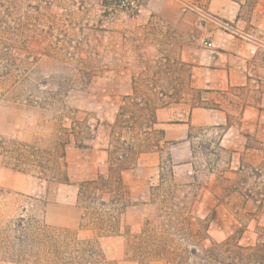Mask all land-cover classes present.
<instances>
[{
  "label": "rangeland",
  "instance_id": "374dc122",
  "mask_svg": "<svg viewBox=\"0 0 264 264\" xmlns=\"http://www.w3.org/2000/svg\"><path fill=\"white\" fill-rule=\"evenodd\" d=\"M113 1L0 0V230L19 217H33L59 233L75 234L77 240H96L107 264H169L165 258L137 261L127 255L126 237L164 221L158 218L150 187L159 179L164 188L171 187L170 147L162 145L123 172L146 167L147 192L123 209L114 235L98 237L95 226L98 213L116 214L112 196L98 187L94 197L79 200L78 191L80 183L108 176V153L101 162L92 151L103 145L108 149L110 127L121 106L128 120L180 104L182 114L197 106L221 109L214 114L226 115L227 123L189 127L185 145L191 146L194 179L185 187L187 179L172 177L168 197L207 221L212 241L253 246L264 228V202L251 193L247 197L248 186L234 191L231 185L250 169L264 166V0L198 2L205 16L228 28L221 29V37L228 33L247 49L239 64L242 84L211 93L190 87L189 68L177 59L179 37L159 13L161 0H140L137 10H109ZM140 13L150 16L142 34L128 29L124 40L113 33L114 21ZM188 37L198 40L202 33L189 32ZM125 91L129 94L123 95ZM125 97L137 98L140 106L132 107ZM144 103L149 104L146 109ZM245 108L250 113L244 118ZM127 126L124 140L133 133L138 140L144 137V127ZM3 142L37 150L50 160L49 168H12L1 155ZM66 179L70 184H63ZM126 208L131 212L125 213ZM0 264L35 263H10L0 256Z\"/></svg>",
  "mask_w": 264,
  "mask_h": 264
},
{
  "label": "trees",
  "instance_id": "16d2710c",
  "mask_svg": "<svg viewBox=\"0 0 264 264\" xmlns=\"http://www.w3.org/2000/svg\"><path fill=\"white\" fill-rule=\"evenodd\" d=\"M135 97H125L124 101H131L132 107L140 106ZM145 109L149 104L144 103ZM163 107V106H162ZM153 109L149 117L143 114L138 118L133 116L128 120L124 114V107L119 108L113 125L110 127L109 145L107 149L108 176H99L96 180L79 184L78 198L94 197L96 191L102 187L117 204L113 213H98L95 217L98 237L115 234L119 229V215L130 204L127 187L123 184L121 174L123 171L136 165L141 156L152 154L160 150L162 145L170 147L172 144L165 140L164 130L155 119ZM141 113L144 110H139ZM124 124L130 129L133 124L144 127L143 138H137L133 133L126 141L122 138ZM85 127V126H84ZM89 128V127H88ZM90 129V128H89ZM191 137L188 134V139ZM155 139V141H153ZM113 142V145H112ZM155 150V151H154ZM1 155L5 163L17 170L39 168L47 170L50 160L37 150L25 144L15 142L1 143ZM169 157V154H168ZM169 159V183L171 187H163V180L150 187V198L158 202V218H163L156 227L145 225L138 234L126 237V253L137 261L150 258H165L169 264H264V228H261L253 246L243 247L238 242L226 241L216 243L208 236V222L191 215L185 206L174 203L171 197L172 168ZM264 167V166H263ZM250 169V173L234 181V191L237 187L249 195H257L264 202V168ZM160 169V167H159ZM242 171V169H240ZM167 181V179H166ZM63 184H70L69 180ZM99 187V188H98ZM251 193V194H250ZM160 198V199H159ZM103 205V204H102ZM104 206V205H103ZM195 223L196 229H192ZM209 246H205V243ZM0 256L10 263L35 264H107L105 257L95 241H80L72 236L59 233L46 225L41 224L33 217H19L0 230Z\"/></svg>",
  "mask_w": 264,
  "mask_h": 264
},
{
  "label": "crops",
  "instance_id": "0c3cea01",
  "mask_svg": "<svg viewBox=\"0 0 264 264\" xmlns=\"http://www.w3.org/2000/svg\"><path fill=\"white\" fill-rule=\"evenodd\" d=\"M159 13L165 22L173 26L179 37L177 59L181 65L189 68L190 87L211 93L226 90L229 86L242 84L243 76L239 64L245 52H247L244 46L246 44L238 39L236 40L237 43L233 42L231 40L232 35L225 32L224 35L227 37H221V29L227 30L226 26H222L218 20L209 15L205 16L201 9L196 11L185 6L184 0H161L159 2ZM191 16L193 17L192 20L189 19ZM149 18L150 16L140 13L132 19L114 21L113 26H115L116 31L113 33L124 40L130 34L128 29L140 35L145 31ZM128 24H132V28ZM194 31H200L202 37L193 41L189 39L188 35L189 32ZM238 45L240 47H237ZM123 80L122 77L119 79V87L123 85ZM128 94L127 91L123 92V95ZM174 105L157 109L155 119L164 130L165 140L172 144L169 157L173 165V180H176V178L187 179L188 181H183L182 185L189 187L194 179L191 171V146L189 148L185 145L190 142L188 139L189 127L196 123L199 126L225 125L227 116L218 117L214 113L221 114V109L202 106L190 108L182 114L177 108L180 104ZM247 113H250V111L245 108L244 118ZM92 152L94 155L97 154L102 162L107 156V146H100L98 150ZM245 153H248V150ZM253 156L259 158L257 152L253 153ZM247 157L251 158L250 155H247ZM258 164H260V160ZM123 172L121 179L127 187L129 199L145 197L148 169L139 167L134 172L127 173V175H124ZM125 210V213L131 212L128 208Z\"/></svg>",
  "mask_w": 264,
  "mask_h": 264
},
{
  "label": "built area",
  "instance_id": "2783aa9c",
  "mask_svg": "<svg viewBox=\"0 0 264 264\" xmlns=\"http://www.w3.org/2000/svg\"><path fill=\"white\" fill-rule=\"evenodd\" d=\"M200 0H184L185 6L199 11L198 2ZM141 6L140 0H114L112 5L109 7L110 9H118V10H137ZM227 28V27H226ZM228 30V28H227ZM253 53V51H251Z\"/></svg>",
  "mask_w": 264,
  "mask_h": 264
}]
</instances>
